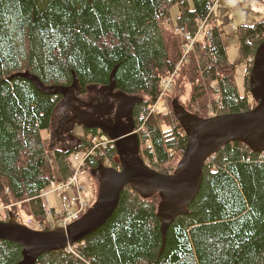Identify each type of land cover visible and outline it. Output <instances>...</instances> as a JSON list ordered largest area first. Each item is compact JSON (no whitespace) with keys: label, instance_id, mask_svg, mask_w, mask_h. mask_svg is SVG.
Here are the masks:
<instances>
[{"label":"trees","instance_id":"trees-1","mask_svg":"<svg viewBox=\"0 0 264 264\" xmlns=\"http://www.w3.org/2000/svg\"><path fill=\"white\" fill-rule=\"evenodd\" d=\"M214 2L0 0V199L17 221L22 222L14 207L21 205L46 227L40 191L55 178H68V157L86 148L88 134L96 132L85 128L76 146L51 150L56 177L41 132L49 130L62 96L40 92L18 73L27 71L48 86H69L75 75L83 94L89 85H108L114 70L118 91L145 96L134 107L140 156L165 174L173 172L187 140L172 110L165 114L166 130L156 112H150L162 78L182 59L184 41L175 27L195 33L198 22H205L174 77L175 96L186 110L207 117L208 103H219V114L254 105L248 77L255 49L264 39V20L237 28L249 67L240 90L208 9ZM177 4L180 12L173 27L171 9ZM106 153L114 156L116 149ZM98 161L87 159L81 170L96 167ZM157 202L125 186L104 223L69 245L72 249L41 254L37 264H264V156L245 144L228 143L206 160L188 213L169 224L163 247ZM21 249L0 240V264L21 260Z\"/></svg>","mask_w":264,"mask_h":264},{"label":"water","instance_id":"water-1","mask_svg":"<svg viewBox=\"0 0 264 264\" xmlns=\"http://www.w3.org/2000/svg\"><path fill=\"white\" fill-rule=\"evenodd\" d=\"M18 75L30 80L42 93L60 94L73 113L67 122L76 120L85 128L100 129L112 139L120 169L98 163L93 169L100 175L96 199L66 227L36 230L17 221L14 212H9L7 220H0V240L13 242L22 248L21 260L15 264H37L41 254L56 253L81 241L113 213L125 186H130L143 199L158 197L156 215L160 222L163 247L169 224L177 216L188 213V207L200 188L203 166L209 157L231 142H241L254 153H264V39L255 49L249 71L248 86L254 105L248 110L200 117L186 110L177 98L172 100V112L187 140L173 172L166 174L154 170L143 161L135 126L124 130L118 126L109 129L96 121L87 123L89 119L76 112L75 104L80 100H71L73 92L78 90L75 75L69 86L45 85L27 71ZM102 87L115 89L114 70L109 84ZM118 93L128 100L129 108L140 101L129 94Z\"/></svg>","mask_w":264,"mask_h":264},{"label":"rangeland","instance_id":"rangeland-1","mask_svg":"<svg viewBox=\"0 0 264 264\" xmlns=\"http://www.w3.org/2000/svg\"><path fill=\"white\" fill-rule=\"evenodd\" d=\"M179 11L180 9L178 4L171 9L173 27L176 26L175 19L179 14ZM211 11L215 23L219 28L221 38L226 49L227 58L234 64L235 67V84L238 89L243 90L245 75L247 74V69H249V67L247 66L248 59H246L239 44L237 28L239 26L253 25L256 22L264 20V0H215ZM98 88V85H89L87 86V93H91L90 95H94L96 93L95 91ZM188 92L189 89L187 88L181 95V101L187 102ZM168 94L170 95V97H168ZM73 95H78V90H75L73 92ZM131 96L133 98L145 99V96L142 95L132 94ZM175 98V90L172 89L169 93L162 96V98L158 100L156 104L155 115L160 128L163 130H166L168 128L165 120V114L169 113L172 110L171 102ZM68 111L69 110L66 103L63 101V99H61L54 111L52 124L49 130H43L41 132L43 144L45 145L47 150L51 169L56 177L58 176V169L51 150L57 148L67 149L74 147L78 144L80 138L84 135V132L79 123L75 122L74 120H69L67 122L70 116H68ZM64 124L66 125L64 126ZM77 180L81 186L85 187L87 201L93 203L99 190V172H93L92 168L82 169L77 176ZM155 198L158 199L157 196H155ZM51 200L52 198L49 197V201ZM42 202L44 207L47 208V199L43 198ZM3 207L4 206L2 205L0 199L1 219H3L4 216L7 215V213L9 216V212H14L11 208L10 210H7ZM14 209H16V212H18L19 214V218L24 224L28 226L32 225V217L28 214V212H26V209H24L21 205H16Z\"/></svg>","mask_w":264,"mask_h":264},{"label":"built area","instance_id":"built-area-1","mask_svg":"<svg viewBox=\"0 0 264 264\" xmlns=\"http://www.w3.org/2000/svg\"><path fill=\"white\" fill-rule=\"evenodd\" d=\"M208 9L209 12H212V6H209ZM204 23V20L198 22L195 33L184 31L179 27L174 28V32L184 41L182 46L183 55L175 69L168 76L162 78L157 101L173 89L174 77L177 74L178 67L180 63L185 60L187 54L192 51L195 41L200 38L203 29L205 28ZM156 103L151 106L150 112L155 111ZM215 104L216 106L212 103L207 104V117L219 114L218 110L220 104ZM87 138L89 145L82 150L73 152L68 157V164L70 166V174L68 178H56L40 191L39 198H46L48 203L47 208L44 207L46 227H44L42 223L37 222L34 217H32V225H29V227L36 230L66 227L68 224L78 219L88 209L89 202L87 201L85 187L81 186L77 180V176L87 159H97L103 162L107 167L120 169L117 154L110 157L106 153L108 149L115 148L112 139L99 129L94 133H89ZM146 145L151 146V141L148 140ZM260 154L264 156V153ZM6 191H8V189H6ZM49 197L52 198L51 201H49ZM3 208L7 209L8 207L4 206ZM66 249H71V246L68 245Z\"/></svg>","mask_w":264,"mask_h":264},{"label":"flooded vegetation","instance_id":"flooded-vegetation-1","mask_svg":"<svg viewBox=\"0 0 264 264\" xmlns=\"http://www.w3.org/2000/svg\"><path fill=\"white\" fill-rule=\"evenodd\" d=\"M94 95L91 93H80L78 90V95L74 96L72 94L71 100L79 99L75 104L76 112L82 117L89 119L87 123H99L104 125L105 128H112L118 126L120 129L124 130L130 128L132 125L136 128V119L134 116V107L136 103L129 108L128 100L124 99L119 95L116 88L114 90L108 87L99 86L95 91ZM82 97V98H79ZM131 109V110H130ZM69 110V109H68ZM69 118L73 116V113L68 111ZM77 122L76 120H74ZM78 123V122H77ZM66 124H64L65 126ZM84 132L85 127L81 125ZM90 130H97V128H87ZM139 135V131L135 130ZM90 203V202H89ZM92 205V202L89 206Z\"/></svg>","mask_w":264,"mask_h":264},{"label":"crops","instance_id":"crops-1","mask_svg":"<svg viewBox=\"0 0 264 264\" xmlns=\"http://www.w3.org/2000/svg\"><path fill=\"white\" fill-rule=\"evenodd\" d=\"M179 12H180V11H179ZM179 12H178V13H179ZM177 16H178V15H177ZM89 168H91V167H89Z\"/></svg>","mask_w":264,"mask_h":264}]
</instances>
